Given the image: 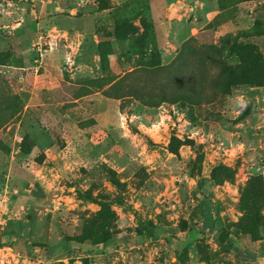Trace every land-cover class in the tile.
I'll return each mask as SVG.
<instances>
[{"label": "rangeland", "instance_id": "374dc122", "mask_svg": "<svg viewBox=\"0 0 264 264\" xmlns=\"http://www.w3.org/2000/svg\"><path fill=\"white\" fill-rule=\"evenodd\" d=\"M0 264H264V0H0Z\"/></svg>", "mask_w": 264, "mask_h": 264}, {"label": "trees", "instance_id": "16d2710c", "mask_svg": "<svg viewBox=\"0 0 264 264\" xmlns=\"http://www.w3.org/2000/svg\"><path fill=\"white\" fill-rule=\"evenodd\" d=\"M236 37L240 39L245 38V36L241 34H237ZM243 46L247 49H250V51H248L250 56L249 60L251 62L250 64H255V66H259V64H261L263 60L260 59V57L255 53V48L252 47L250 44H245ZM243 46L242 49H244ZM187 53H188V42H185L182 51L177 55L176 59H174L170 64L162 65L158 67L157 66L150 67V70H152L153 74L158 73L159 75V73H162L164 76L159 78V82L156 87H150L149 89L146 90L147 95L149 93L153 94L154 92H158L159 93L158 97L161 96L163 98L162 100L169 98L175 100H180L181 98H187L188 100L194 102L195 104H198L201 103L203 100L207 102H212L216 100L217 97L227 94L229 92V90L228 91L221 90L219 92H217L216 90L211 94H207L203 87L204 76L202 71H200L196 76L197 80L189 81L186 80L184 77H181L178 70L180 65L184 61H186L185 57ZM216 62L221 65L220 60ZM141 67L142 65H139V68ZM220 70L222 76L219 75L220 77H218V79L219 80L221 79L222 82L223 80H225L224 83L226 85L228 84H232V86L235 85V81L231 79L233 77H235L236 80L244 77V76L242 77L239 76L240 74L233 75L232 77L229 73L224 74L225 71L223 67H221ZM248 71H253V68L249 67V65H248ZM134 73H135V69L129 71L128 73H125L123 76L117 78L114 81L113 85L115 84L124 85V88H126L127 93L129 95H132L133 92H136L137 87H133L132 85H126V81L132 76H134ZM248 82L253 83L251 82V79L250 80L248 79ZM111 182L113 186L117 188L119 187L118 181L112 180ZM117 202L119 204H122V201L120 200H118ZM222 240L224 241V237L222 238Z\"/></svg>", "mask_w": 264, "mask_h": 264}]
</instances>
